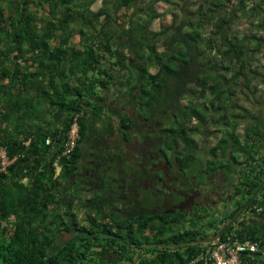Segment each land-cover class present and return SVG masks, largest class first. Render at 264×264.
<instances>
[{"label":"trees","instance_id":"16d2710c","mask_svg":"<svg viewBox=\"0 0 264 264\" xmlns=\"http://www.w3.org/2000/svg\"><path fill=\"white\" fill-rule=\"evenodd\" d=\"M91 1L94 0H7L6 3L0 0V148H4L9 160L5 169L0 164L2 264H42L46 259H56L48 255L51 239L38 231L30 217L44 221L49 214L47 208L52 205H66L67 214L75 215L69 204L78 195L65 189L64 182L75 173L81 159L87 134L85 114L103 112L101 94L109 89L114 74L113 68L100 65L103 54L96 52L97 48L102 47L110 55L108 62L119 64V69H125L129 63L136 66L131 103L144 120L148 118L154 123L156 117L163 118L165 125L160 126L163 142L171 143L180 154L181 168L204 162L197 154L198 141L194 134L206 133L210 126L222 128L223 134L216 145L206 152L209 158L202 169L209 172L226 166L227 148H231L233 160L234 151L245 150V141L241 142L235 133L242 119L249 118L251 123L247 127L252 132L260 127L257 116H250L240 103V96L244 94L245 100L252 102L258 92L257 85L264 83V64H253L256 53L264 47V35L239 36L238 30L232 28L236 12L247 8V0H237L233 7L229 6L230 0L199 3L181 0L183 10L188 3L195 8L168 23L163 22L156 5L170 0H101L100 7L94 11L89 8ZM32 2L46 6V14L36 17ZM257 4L251 5L253 15L259 12ZM124 8L131 9L125 26L117 19L111 24L113 15ZM155 19L157 28L153 27ZM115 24L118 25L114 28ZM76 25L80 26L78 30ZM82 25H88L87 30ZM74 33L85 35L88 43L79 41V46L69 45ZM97 34L104 40L99 42ZM36 99L45 102L46 110L54 111L57 123L43 128L32 123ZM193 119L195 123L190 126ZM73 122L78 125V138L65 154ZM119 123L121 129L132 125L125 115L119 118ZM54 161L59 164L58 172ZM263 176L264 172L249 177L246 197L254 192ZM260 191L251 201V207L264 206V184ZM85 201L90 202L86 204L90 211L104 214L99 196L93 194ZM243 202L226 218H221L219 224L208 222L207 226L212 227L210 233L196 229L173 231L172 223L180 221L182 213L138 214L124 219L120 230L133 237L136 248L146 243L190 241L216 234ZM253 208L251 211H255ZM20 215L26 224L19 221ZM11 218L8 227L2 226L1 223ZM192 225L196 226L195 222ZM146 228L151 236L144 233ZM231 232L239 238L259 239L264 245V231L255 222L247 223L239 217L219 240ZM208 245H171L150 259L142 257L137 264H188Z\"/></svg>","mask_w":264,"mask_h":264},{"label":"flooded vegetation","instance_id":"af4514ba","mask_svg":"<svg viewBox=\"0 0 264 264\" xmlns=\"http://www.w3.org/2000/svg\"><path fill=\"white\" fill-rule=\"evenodd\" d=\"M101 95L104 96L103 99H108L110 96L107 90H103ZM131 97L133 98V96ZM133 109L135 114L133 117L125 115L131 120V127L121 129V124L119 123L120 133L113 141L115 146L107 143L106 147L112 146L113 149L119 151L117 155H119L118 158L121 161V165L120 168L115 169V174L118 177L113 181L115 183L119 182L117 187L114 186L115 190L120 191V186H122L124 181H126V184L135 185L136 187L133 188V191H136L139 196L136 198L135 194L133 201L138 199L137 207H132L131 210L133 212L123 216L119 215L122 206H116L112 210L113 212L106 213V210L109 208L104 203V200L101 199L100 194L92 193V195L96 194L100 197V202L103 203L104 208L103 215L90 211L89 206H86L87 202H90L84 199L82 206L86 208V212L80 216L67 214L66 205H62L63 210L61 213L48 214L44 221L40 217H33L32 220L37 219V223L35 224L33 221V225L35 227L38 226V231L51 239L48 255L56 257L54 261L46 259L47 262L42 264H137L142 257L150 259L155 253L166 247L159 246V244L167 243H146L136 248L133 237H129L126 231L120 230V223L124 219H129L142 213L165 215L182 213V219L186 217L193 218L196 216L195 211L197 209L205 212L207 210L210 211V209L215 210L218 205L226 207L230 213L242 201V197L246 196V186L249 182V177L252 178L254 175L261 176L264 172L263 119L257 120L260 126L257 132L251 131V135H245L244 137L246 148L244 151H240V154L244 153L247 156L243 160H238L235 154V160H233L230 156L232 154L231 148H227L224 156L226 166L223 169L208 172L202 169L204 162L209 158V155L206 153L208 158L203 160V166L201 165V170H198L197 173L195 171L196 167L193 169V166L200 163L191 165L189 168H181L180 154L174 149L168 155L164 150V147L168 144H164L163 142L164 133L160 135L159 142L153 141L155 133L152 129L153 121H150L148 118L144 120L141 113H136L134 106ZM131 129L132 131H129ZM125 133L126 135H124ZM249 137H253L252 139L257 142L256 147L258 148L256 149L258 150V154L251 159V145L253 141L247 139ZM157 142L158 146L156 147L154 143ZM162 146L163 148L161 149ZM86 154L87 158L84 163L86 174L83 178H77V181H81L84 184L90 181L92 184L94 182V185L99 184L104 186L99 182L92 181L94 176L92 173H88L91 169H94L91 163H94L93 155L96 157L97 150H89ZM174 162L177 167L174 165ZM97 164L100 165L99 161H97ZM252 165H256V167L253 169ZM141 167L146 171H141ZM128 190L130 191L131 189ZM260 192L259 190L255 197ZM250 196H247L244 202ZM117 199L121 201L123 197ZM250 203L239 215L247 223L252 221L250 211L253 207L250 206ZM69 205H71L72 211L73 203ZM52 206L47 208L48 212H51ZM138 207L143 209H137ZM263 212L264 207L260 210V214L262 213L263 215L261 214L257 220L252 222H255L264 231ZM19 221L23 225L26 224L23 215H20ZM144 233L151 236L148 228L145 229ZM147 244L152 245L146 246ZM72 257L74 260H71Z\"/></svg>","mask_w":264,"mask_h":264},{"label":"rangeland","instance_id":"374dc122","mask_svg":"<svg viewBox=\"0 0 264 264\" xmlns=\"http://www.w3.org/2000/svg\"><path fill=\"white\" fill-rule=\"evenodd\" d=\"M6 1L7 0H5V3H6ZM77 1H85V0H77ZM100 1L101 0L91 1L89 4V8L93 11L97 10L101 5ZM199 1L200 0H190L189 2L199 3ZM181 2H182L181 0H170V2H164V3L159 2V3H157L156 10L161 13V19H163L164 23L170 22L173 18L176 20H179L182 16H185L186 13L190 9L193 10L195 8V5H191L190 3H188L186 10H183L181 8ZM3 3H4V1H3ZM255 3H258L257 5H260V7L258 8L259 12L255 11L256 16L253 15L254 10L251 9V5H253ZM235 4H237V0H230L229 1V6L233 7ZM30 5H31V7H33L32 11L35 12L36 17H39L41 15L46 14V12L44 11L46 6L43 7L42 5H38L36 2L35 3L32 2ZM7 6H8V4H7ZM246 6H247V8L245 10H241V11L236 12L237 18L235 19V22L233 23L232 28L235 30H238L239 36H242L243 34H249V33H256V34H260V35L263 34L264 35V0H247ZM76 8L80 9V7L78 5L76 6ZM130 12H131L130 8L121 9L116 16L113 15V18L111 19V24L113 23L114 19H117L118 23L125 26L126 19L128 17V14H130ZM257 13H258V15H257ZM102 21H103V18L101 17L100 23H102ZM117 25L115 24V25H113V27L115 28V27H117ZM257 25H260L261 27L258 28ZM153 27L154 28L158 27V20L157 19L154 20ZM75 28H76V30H78L80 28V26L76 25ZM82 28L83 29L88 28V25H84V26L82 25ZM98 28H99V26L97 25V29ZM85 30H87V29H85ZM206 35H207V32H206ZM97 36H98L97 40L99 42H100V39H101V41L104 40L102 36H99V34H97ZM97 36L95 35V38ZM84 37H85V35H83V34L74 33L69 38L68 44L69 45L74 44L76 46H79L80 42H84V44H87L88 40L87 41L84 40ZM53 42H54V40L52 41V43ZM96 52L103 54L100 57V65L101 66H103V67L109 66V68H113L116 71L120 70L119 69L120 66H118L119 64L111 65L108 62V58L110 57V55L106 51H104L102 47L97 48ZM253 64H256V65L264 64V47L256 53L255 60H254ZM128 65L129 66H127L125 68V70H126L125 72L128 73V77H129L128 79L130 80V86L129 87L131 89H130L129 97H131V96H133V94L135 92L133 85H134V82H135L136 77H137V76L134 77V74L138 70L136 69V66H134L132 64L130 65V63ZM116 74H117V72H116ZM70 78L73 82H75V79L72 76ZM257 88H258V92L256 94V98L252 102L246 101L245 95L242 94L240 96V99H241L240 103L244 107H246L247 112L249 113L250 116L254 115V116H257V120L258 119L264 120V83L258 84ZM125 93H126V90H125V87L123 84H121V83H120V85L115 84L113 86V90H111V94L108 97V99L107 98L103 99V101H102L103 112L101 113L102 115L99 117L100 118L99 120H102L104 118L105 121L102 120L101 123L93 122L90 124V127H87V134H86L85 140L82 143L83 151H82L80 162L78 163L77 171L75 172L76 174L74 173L71 177L66 179L64 182V186H65L64 188L65 189L70 190V192H75L78 195L77 198L75 197L73 205H72V211L74 212V214L76 216H80L82 214H85L86 208L82 206V202L84 201V199L91 196L92 193H99L100 194L101 199L104 200V203L109 208V209L107 208L108 210H106V213L113 212L112 210L115 209L116 206L117 207L122 206L121 212L119 213L120 216H123L125 214H130L131 212H133L131 210V208L136 206L139 202L138 199L136 201H133L135 194H136V198H138V196H139V195H137L136 191H133V188L136 187L135 185H133V184L129 185L128 183L126 184V181H124L122 186H120V191L115 190L116 188H114V186L117 187L118 183H119V182H116V183L114 182L116 177H118V175L115 174V169L120 168V165H121V161L118 158L119 155H117L119 151L117 149H113L112 146L106 147L107 143L114 145L113 141L117 137V135H119V129H118L119 128V122H118V116H117V115H119L118 113H121L122 115H130L131 117H133L135 115L133 105L131 104V99L130 98L128 99V97H126L127 99L124 98L122 100V104H121L122 108L120 107L121 108L120 111H117L119 108L117 107L115 99L117 97H120L121 95H124ZM106 115L109 117H106ZM86 121L88 122L91 120H86ZM162 122H163V118H159V117L157 118L156 117L154 120V123L152 125V129L155 132L154 137H153V141H158V142L160 141V135L163 134V132L160 130V126L165 125V124H162ZM194 123H195V119H193L189 124L191 126ZM250 123L251 122H250L249 118L242 119V121L239 123V125L237 126V128L235 130V133L240 136L241 142H244L245 135L246 136L251 135V131L249 130V127H247V126H249ZM102 124H103L104 130L100 131L99 125L101 126ZM208 128H209V129H207L208 132H206V133H199L198 132V133L194 134V137L198 141V155H199V158H201L202 160H205L208 158V156L206 155V152H208V149L211 146L216 145L218 139L223 134L221 127L216 128L214 126H210ZM129 131H132V129ZM252 138L253 137L247 138L250 141H253L252 145H251L252 156H250V159L252 157H255L258 154V150H256V149H258L256 147L257 142L254 141V139H252ZM203 139H204V141H203ZM108 141H110V142H108ZM158 142L154 143L155 145L154 144L153 145L157 147ZM95 149L97 150V155H96V157H95V155H93L94 156L93 157L94 163H91V165H92V167H94V169H91L88 173H92V175L94 176V179L92 181L99 182L100 184H103L104 186L99 185V184L94 185V182L92 184V182H90V181L87 182V184H84L81 181H77V178H83L86 174V172H85L86 167L84 166V163L86 162L85 159L87 158L86 152L89 150L95 151ZM164 150L169 155L174 150V147L171 143H168L164 147ZM234 154L238 160H243V158H245V156H247L244 153L240 154V152L237 150L234 151ZM97 161H99L100 165H98V164L96 165ZM174 165L176 166L175 162H174ZM201 165L203 166V163L196 164L193 166V169L196 167L195 171L198 173V170L199 171L201 170L200 169L202 167ZM140 170L146 171L145 169H143V167H141ZM128 189H131L132 191L131 190L129 191ZM121 197H123V199L121 201L117 199V198L120 199ZM246 198H247L246 196H243L242 200H245ZM52 207L53 208L51 209V212H49V214H51V215L52 214L54 215L56 213H61V211L63 210L62 205H54ZM253 207H255V208H253V209H255V211H250V214H251V220L255 221L262 214V213L260 214V210L264 206L259 205V207H256V206H253ZM145 208H147V207H145ZM137 209H143V208L138 207ZM195 212H196L195 213L196 216H194L193 218H187L186 217L185 219H182L178 222L173 223L172 230L176 231V230L196 229V230L206 231V232L210 233L212 231V227L209 228L207 226L208 222H214L215 224H219L220 219L223 217L226 218V216L229 213L228 209L226 207L225 208L222 207L221 205H218L215 210L210 209V211L207 210L206 212H202V210H200V211L196 210ZM202 213H204L203 216H200V214H202ZM30 219L32 220L33 217H30ZM11 220H12V218L7 220L6 222L1 223L2 226L8 227L10 225V223L12 222ZM36 220H33L35 224L37 223ZM252 221H250L248 223H252ZM192 222H195L196 226L193 227ZM0 240H1V238H0ZM0 264H2V263L0 262Z\"/></svg>","mask_w":264,"mask_h":264},{"label":"built area","instance_id":"2783aa9c","mask_svg":"<svg viewBox=\"0 0 264 264\" xmlns=\"http://www.w3.org/2000/svg\"><path fill=\"white\" fill-rule=\"evenodd\" d=\"M78 138V125L73 122L68 133L63 153H68ZM49 139H46V143ZM9 160L4 148H0L1 169H5ZM56 172L59 171V164L54 161ZM201 261L200 264H264V245L261 240L239 238L235 232L226 235L223 240H216L201 249L199 254L188 264Z\"/></svg>","mask_w":264,"mask_h":264},{"label":"crops","instance_id":"0c3cea01","mask_svg":"<svg viewBox=\"0 0 264 264\" xmlns=\"http://www.w3.org/2000/svg\"><path fill=\"white\" fill-rule=\"evenodd\" d=\"M119 71V72H118ZM114 70V74H113V77H112V80L110 81V84H109V89H107V92H109V94H111V90H113V86L115 84L117 85H120L123 84L124 87H125V90H126V93L124 95H121L120 97H117L115 99V102L117 104V107L119 108L117 111H120V109L122 108V100L126 97H128V99L131 97H129V93H130V80L128 79V73H126L125 69H120V70ZM117 72V74H116ZM127 99V98H126ZM39 104V105H38ZM101 104H102V101H101ZM124 104V103H123ZM116 107V108H117ZM121 107V108H120ZM103 108V106H102ZM46 104L45 102L39 100V99H36L35 102H34V113H33V119H32V123L33 124H38L40 127H46L47 125L49 124H54L57 123V121L54 119V111L53 110H46ZM119 115L118 116V119L120 118V116L122 115L121 113H118ZM99 115V116H98ZM98 115H94L92 114L91 111H87V113L85 114V121L86 120H91V121H86L87 123V127H90V124L95 122V123H101V121H105L104 118L102 120H99L100 116L102 114H98ZM106 117H109L106 115ZM96 118V119H95ZM99 130L100 131H103L104 130V127H103V124L100 126L99 125ZM119 129V128H118ZM120 131V129H119ZM120 133V132H119Z\"/></svg>","mask_w":264,"mask_h":264},{"label":"water","instance_id":"95a60500","mask_svg":"<svg viewBox=\"0 0 264 264\" xmlns=\"http://www.w3.org/2000/svg\"><path fill=\"white\" fill-rule=\"evenodd\" d=\"M264 184V178L262 179V181L259 183L258 187L256 188V190L252 193V195L244 202V204L239 208V210L232 216V218L227 221L225 224H223L222 226H220V228L218 229L217 233L208 237H201V238H196L193 239L191 241L188 240H184L178 243H167V244H159V246H180V245H185L188 243H211L214 242L218 239L221 238V235L223 232H225L228 227L239 217V215L241 214V212L246 208V206L250 203V201L255 197V195L257 194V192L260 190V188L262 187V185ZM152 244H147L146 246H151Z\"/></svg>","mask_w":264,"mask_h":264}]
</instances>
